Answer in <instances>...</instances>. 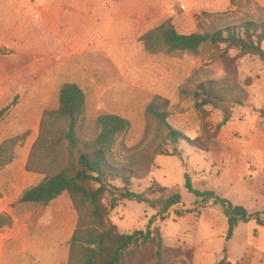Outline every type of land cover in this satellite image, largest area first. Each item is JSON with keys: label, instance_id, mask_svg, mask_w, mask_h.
Instances as JSON below:
<instances>
[{"label": "rangeland", "instance_id": "1", "mask_svg": "<svg viewBox=\"0 0 264 264\" xmlns=\"http://www.w3.org/2000/svg\"><path fill=\"white\" fill-rule=\"evenodd\" d=\"M81 2L92 8L86 13L89 18L100 15L106 24H80L79 13L62 0H0V110L10 105L0 119V144L27 133L14 150L13 162L0 170V213L14 218L11 227L0 229V264L68 263L78 220L69 195L48 206L18 202L27 187L44 177L25 167L42 116L58 106L59 90L67 82L79 84L87 96L81 139L95 136L101 114L131 121L115 148L119 159L138 156L156 136L158 127L149 126L145 117L148 102L155 95L170 100V123L195 144L181 141V156L139 160L133 190L143 191L156 180L181 193L182 203L155 223L167 247L165 264H218L224 257L227 218L220 205L202 203L189 192L186 175L195 188L214 191L251 212H264V62L226 44L208 45L197 54L149 53L140 38L167 19L185 34L261 20L264 0ZM49 10L58 17L52 26L45 21ZM211 79L248 84L249 99L234 107L220 130L221 110L206 107L199 113L185 92ZM166 148L173 151L171 145ZM154 214L146 203L122 201L109 219L121 232L132 233L146 230ZM227 258L233 264H264V227L254 220L240 223L228 243Z\"/></svg>", "mask_w": 264, "mask_h": 264}, {"label": "trees", "instance_id": "2", "mask_svg": "<svg viewBox=\"0 0 264 264\" xmlns=\"http://www.w3.org/2000/svg\"><path fill=\"white\" fill-rule=\"evenodd\" d=\"M140 40L149 53L197 54L208 45L226 44L264 62V19L188 34L181 33L172 19H167L143 34ZM246 87L228 79H211L185 92L192 96L199 113L206 107L221 110L223 120L217 127L220 130L231 120L234 107L244 105L249 99ZM170 104V100L161 95H155L148 102L145 117L149 126L156 124L158 132L146 150L125 159H119L115 153L119 139L132 126L131 121L123 116L101 114L96 119L98 132L95 136L88 139L79 137L87 111V96L79 84L64 83L59 90L58 106L44 112L25 167L27 172L44 177L27 187L18 202L48 206L64 193L69 195L78 220L70 239L67 264H165L167 247L155 223L164 221L171 209L182 203L181 193L176 188L162 186L156 180L143 191H134L133 185L139 160L144 161L151 156L152 163L153 155L181 156L178 149L181 141L195 144V140L170 123ZM9 109L10 105L0 110V119ZM261 116L264 117V109ZM26 138L27 133L5 139L0 144V170L13 162L15 148ZM168 145L173 146L172 152L167 150ZM186 188L202 203L213 201L222 207L228 229L224 236V257L218 264H233L227 258L228 243L237 227L242 222L253 220L264 227V212H251L243 205H235L219 197L214 191L195 188L189 175H186ZM122 201L146 203L155 211L146 230L121 232L110 221V212ZM178 215L184 214L179 212ZM13 223L12 215L0 213V229L11 227Z\"/></svg>", "mask_w": 264, "mask_h": 264}, {"label": "crops", "instance_id": "3", "mask_svg": "<svg viewBox=\"0 0 264 264\" xmlns=\"http://www.w3.org/2000/svg\"><path fill=\"white\" fill-rule=\"evenodd\" d=\"M55 0H53L54 2ZM79 0H62L63 4H70V8L75 10L77 13H79L80 18H78L77 20L80 21V24H87V25H94V26H98V27H103L106 24V20L104 21V18H102V16L100 15H93L91 16V18H89L86 13L88 11H90V9H92L91 7H86L83 2H81L80 4L78 3ZM81 5V6H80ZM75 6V7H72ZM78 10V11H77ZM100 18V20H99ZM58 17L56 15V13L52 10H49V13L46 15L45 17V21H46V25H54V22L57 21ZM76 22V20H75ZM92 35V34H90ZM37 175V174H35ZM22 194V193H21ZM21 194L19 195V198L21 196ZM67 193H64L63 195H61L59 198L55 199L53 202H55L56 200L66 196ZM263 195V196H262ZM261 197L263 198V202H264V194L261 192ZM51 202V203H53ZM261 227V226H260Z\"/></svg>", "mask_w": 264, "mask_h": 264}]
</instances>
